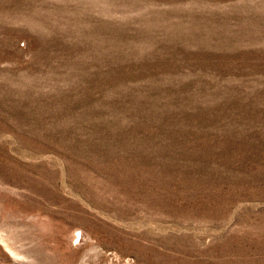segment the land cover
Instances as JSON below:
<instances>
[{"label":"rangeland","instance_id":"374dc122","mask_svg":"<svg viewBox=\"0 0 264 264\" xmlns=\"http://www.w3.org/2000/svg\"><path fill=\"white\" fill-rule=\"evenodd\" d=\"M0 264H264V0H0Z\"/></svg>","mask_w":264,"mask_h":264}]
</instances>
